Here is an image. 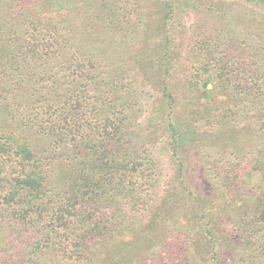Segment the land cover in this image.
<instances>
[{"label": "trees", "instance_id": "1", "mask_svg": "<svg viewBox=\"0 0 264 264\" xmlns=\"http://www.w3.org/2000/svg\"><path fill=\"white\" fill-rule=\"evenodd\" d=\"M51 1L0 0V264H264V0H162L164 25L199 14L184 74L167 39L143 51L155 0ZM142 71L194 123V174L168 125L163 187L130 128Z\"/></svg>", "mask_w": 264, "mask_h": 264}, {"label": "rangeland", "instance_id": "2", "mask_svg": "<svg viewBox=\"0 0 264 264\" xmlns=\"http://www.w3.org/2000/svg\"><path fill=\"white\" fill-rule=\"evenodd\" d=\"M79 1L80 0H54L51 1V4L55 5V3H59L62 6L73 7ZM159 1L162 0L154 1V4L150 9V13L153 18L149 17V19L157 20V27L155 29L156 32L153 34V39L150 43V46H146L145 50L143 51L152 56L157 43H159L161 39H167L169 41L168 53L169 55L176 57V59L182 60V65L179 69V73L184 74L185 67H187V63L184 60L186 49L188 48L191 41L192 30L199 14L194 13V11L190 7H187L186 4H183V11L179 10V12H177V18L184 27L176 28V25L172 24L173 18L171 20L170 18L167 19L166 25H164L161 18L159 19V16L164 17L165 15L164 1ZM149 32L150 27H148V29H145V36ZM140 78L142 80V84L139 83V93L140 102L142 103V110L141 114L138 115L137 119L134 120V123L130 126L131 130L134 132V136L132 138L134 139V144L137 149H140L149 154L158 162L160 169L162 170L161 187H163L165 186L166 182L170 180L172 174H174L175 164L173 159L170 160L169 156L170 143L171 141H173V139H171V132L168 128V125L171 123L174 126L173 128L176 130V136L178 144L180 146V150L182 151L184 157H186L185 166H188L194 174L193 170L196 169L197 166V163L193 161L194 156H191V147L193 146L192 139L194 138L195 134V130L193 127L194 123L191 120L190 114L186 112V107H183L184 104L178 100L176 101L178 102L177 104L172 106L167 111L163 112V110H165V106H163V104L167 101L162 99L161 90L159 93L157 91L159 88L157 85L158 81L153 84L152 78L148 76V74H143V71L140 74ZM170 83L172 84L173 90H175V95L180 94L181 89L179 88V85L175 86L174 84L176 82L172 81L170 77L167 91L170 92V89L172 88H170ZM208 86H210V83ZM217 98H222V95L218 93ZM166 113L168 117L165 120ZM218 139L222 144L226 141L225 135L223 136L222 134L218 135ZM206 142L202 146H206ZM195 174L200 175L199 169L196 170ZM247 177L252 183H258L260 180L259 176L256 174ZM198 181L199 183H203L201 177ZM175 194L177 198L172 196V200L177 202L179 200V196L177 193ZM207 206L209 210L213 211H209L210 216L215 219V222H219V219L213 216L218 208H216V206L213 207L211 202H208ZM222 218L223 219L222 221H220V224L226 231L232 233L233 228L228 223L226 215H223ZM136 248L139 250L140 244L137 245Z\"/></svg>", "mask_w": 264, "mask_h": 264}]
</instances>
